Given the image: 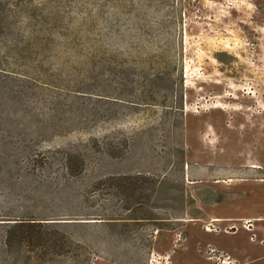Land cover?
I'll return each mask as SVG.
<instances>
[{"label": "rangeland", "instance_id": "1", "mask_svg": "<svg viewBox=\"0 0 264 264\" xmlns=\"http://www.w3.org/2000/svg\"><path fill=\"white\" fill-rule=\"evenodd\" d=\"M7 214L60 219L29 264H264V0H0Z\"/></svg>", "mask_w": 264, "mask_h": 264}, {"label": "trees", "instance_id": "2", "mask_svg": "<svg viewBox=\"0 0 264 264\" xmlns=\"http://www.w3.org/2000/svg\"><path fill=\"white\" fill-rule=\"evenodd\" d=\"M58 156L62 159V173L68 178L80 177L83 173V165L76 156L71 152L58 151ZM49 160L47 156H44ZM37 163V161H36ZM32 165V168L38 170L37 164ZM60 219H36L34 216H14L7 214L0 216V226L4 225L3 235L0 239V264L11 262L18 264V256H25L26 264L30 263L31 254L36 253L38 258L40 255L47 256L50 253L55 254L57 245L50 243L49 236L42 231L43 225H54L61 223H44ZM90 220V219H85Z\"/></svg>", "mask_w": 264, "mask_h": 264}, {"label": "flooded vegetation", "instance_id": "3", "mask_svg": "<svg viewBox=\"0 0 264 264\" xmlns=\"http://www.w3.org/2000/svg\"><path fill=\"white\" fill-rule=\"evenodd\" d=\"M258 222H261L263 221L264 219L263 218H257L256 219ZM217 230H211V231H208V232H216ZM255 236H256V241L255 243H258V245L260 247H263L264 248V223L263 224H257V228H255ZM216 250H211V254L212 252H215ZM216 252L214 253V257H211L210 259H214L213 262L211 264H224L223 263V260H222V256H219L217 257V255H215ZM230 257V256H229ZM231 258V257H230ZM262 259V258H261ZM235 262H238L237 260H235Z\"/></svg>", "mask_w": 264, "mask_h": 264}, {"label": "built area", "instance_id": "4", "mask_svg": "<svg viewBox=\"0 0 264 264\" xmlns=\"http://www.w3.org/2000/svg\"><path fill=\"white\" fill-rule=\"evenodd\" d=\"M211 226H213V228L215 230H217V227H215L213 224H210ZM250 227H254V224H251L250 221H244L243 222V228L246 229L247 231L251 232L253 231V229H250ZM231 230V231H234L236 232L237 229H236V226L235 225H230L225 231L227 232V230ZM207 231H211V228L207 227ZM251 241L252 242H255L256 241V236L255 234L253 233L252 237H251ZM215 252H212V254H214ZM223 263L224 264H231L232 261L230 260V257L228 256L227 258H225V260H223Z\"/></svg>", "mask_w": 264, "mask_h": 264}]
</instances>
